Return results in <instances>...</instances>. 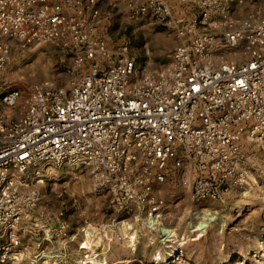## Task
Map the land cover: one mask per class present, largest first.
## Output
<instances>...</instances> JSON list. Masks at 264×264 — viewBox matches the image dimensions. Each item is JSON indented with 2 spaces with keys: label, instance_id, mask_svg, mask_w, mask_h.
Segmentation results:
<instances>
[{
  "label": "built area",
  "instance_id": "1",
  "mask_svg": "<svg viewBox=\"0 0 264 264\" xmlns=\"http://www.w3.org/2000/svg\"><path fill=\"white\" fill-rule=\"evenodd\" d=\"M84 1L0 0V76L11 39L30 45L69 38L83 45L74 71L105 54L103 41L86 35ZM149 6L158 21L169 15L161 1ZM214 6L222 11L218 29L200 31L209 15L202 9L179 29L183 41L157 76L139 74L122 46L113 62L91 63L67 88L34 85L23 95L0 77V264H44L40 241L30 253L21 226L41 198L44 164L86 166L97 187L134 203L148 224L165 206L154 184L168 177L196 201L245 183L237 165L242 142L264 153V16L236 20L227 15L228 4ZM217 49L230 58L215 59ZM54 230L66 236L68 229Z\"/></svg>",
  "mask_w": 264,
  "mask_h": 264
},
{
  "label": "rangeland",
  "instance_id": "2",
  "mask_svg": "<svg viewBox=\"0 0 264 264\" xmlns=\"http://www.w3.org/2000/svg\"><path fill=\"white\" fill-rule=\"evenodd\" d=\"M150 1L155 0L84 1L86 35L102 40L105 54L86 59L77 71L73 58L83 45L69 38L30 45L11 39L1 83L23 95L34 85L67 88L91 63L113 62L122 46L139 74L157 76L183 41L179 29L202 9L209 15L198 23L200 31L218 29L222 11L215 12V4L219 9L228 4L227 15L236 20L248 13L264 16V0H157L169 9L166 19L158 21ZM227 52L217 49L215 59L223 54L229 59ZM237 165L246 172L245 183L228 186L218 199L196 201L174 177L155 183L154 192L165 206L157 221L148 224L134 203L125 205L108 187H97L86 166L44 164L41 198L22 222L23 240L29 244L31 232H37L35 245L40 241L44 264H94L92 257L95 264H264V153L244 140ZM61 226L67 227L66 236L54 230Z\"/></svg>",
  "mask_w": 264,
  "mask_h": 264
},
{
  "label": "crops",
  "instance_id": "3",
  "mask_svg": "<svg viewBox=\"0 0 264 264\" xmlns=\"http://www.w3.org/2000/svg\"><path fill=\"white\" fill-rule=\"evenodd\" d=\"M32 233V241L29 242V244L31 243L32 244V248L35 247V241L38 240V237H37V232H31Z\"/></svg>",
  "mask_w": 264,
  "mask_h": 264
},
{
  "label": "bare ground",
  "instance_id": "4",
  "mask_svg": "<svg viewBox=\"0 0 264 264\" xmlns=\"http://www.w3.org/2000/svg\"><path fill=\"white\" fill-rule=\"evenodd\" d=\"M83 246H87V243H86V242L83 243ZM90 261H91L92 263H94V264H95V263H98L97 259L94 258V257H92V258L90 259ZM80 262H82V260H80L79 263H80Z\"/></svg>",
  "mask_w": 264,
  "mask_h": 264
}]
</instances>
